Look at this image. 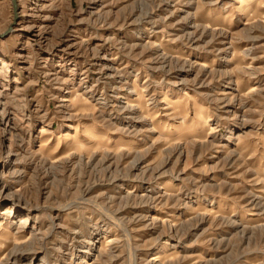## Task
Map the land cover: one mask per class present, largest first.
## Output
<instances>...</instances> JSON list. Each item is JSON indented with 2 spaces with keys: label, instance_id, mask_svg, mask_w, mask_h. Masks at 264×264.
Here are the masks:
<instances>
[{
  "label": "rangeland",
  "instance_id": "rangeland-1",
  "mask_svg": "<svg viewBox=\"0 0 264 264\" xmlns=\"http://www.w3.org/2000/svg\"><path fill=\"white\" fill-rule=\"evenodd\" d=\"M86 263L264 264V0H0V264Z\"/></svg>",
  "mask_w": 264,
  "mask_h": 264
},
{
  "label": "bare ground",
  "instance_id": "bare-ground-1",
  "mask_svg": "<svg viewBox=\"0 0 264 264\" xmlns=\"http://www.w3.org/2000/svg\"><path fill=\"white\" fill-rule=\"evenodd\" d=\"M17 6V5H16ZM66 100V99H65ZM68 100V99H67ZM172 103H174V105H175V107L177 106V104L175 103V102H173L172 101ZM13 203H16L15 201H13ZM16 205L18 206V208L15 206V205H13L12 207L15 209V210H11V211H9V212H13L14 211V214H16V212H18V211H20L19 210V208L21 207L18 203H16ZM24 208V207H23ZM27 221H28V214H26V215H24V216H21L20 217V219L18 220V221H14V222H12L11 221V224L13 223V224H19V226H24L25 224H27ZM21 231V230H20ZM4 234H5V237H4V239H3V245L4 246H6V247H8V245H9V239H10V237H11V234H12V232H11V230L10 229H6L5 231H4ZM98 233H96V235H97ZM98 236V235H97ZM17 239H20L19 237L17 238ZM129 240V239H128ZM17 247V242L15 243V246H14V248H16ZM18 248H19V245H18ZM18 251V250H17ZM23 253V252H22ZM22 253L21 254H19L18 256H17V252L15 251V250H13V255H14V257H15V259L14 260H17L18 258H20L21 256H22ZM166 253H167V250H163V251H160V252H158L157 254H155V255H153V257L151 258V260H154V262L155 261H159V260H161V259H163L165 256H166ZM13 257V256H12ZM87 264V263H86Z\"/></svg>",
  "mask_w": 264,
  "mask_h": 264
}]
</instances>
